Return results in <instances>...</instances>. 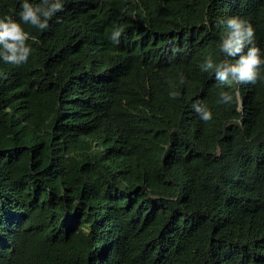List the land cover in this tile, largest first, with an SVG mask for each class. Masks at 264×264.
<instances>
[{
    "label": "trees",
    "instance_id": "obj_1",
    "mask_svg": "<svg viewBox=\"0 0 264 264\" xmlns=\"http://www.w3.org/2000/svg\"><path fill=\"white\" fill-rule=\"evenodd\" d=\"M234 14L264 49V0H64L24 25L28 62H0V264H264V66L200 68Z\"/></svg>",
    "mask_w": 264,
    "mask_h": 264
},
{
    "label": "clouds",
    "instance_id": "obj_2",
    "mask_svg": "<svg viewBox=\"0 0 264 264\" xmlns=\"http://www.w3.org/2000/svg\"><path fill=\"white\" fill-rule=\"evenodd\" d=\"M64 7V0H19V9L13 15L0 16V62L20 66L28 62L33 52L28 43L29 32L24 25L30 24L36 29L45 30L49 21L57 16ZM217 26L221 27L218 48L224 58L214 62L209 56L200 64L202 71L213 70L215 79L222 84L236 82L238 84L254 83L259 77L261 66H264V49L256 46L254 28L244 17L230 15L217 17ZM123 25H114L110 39L119 43ZM235 58V59H230ZM175 97V91L169 92ZM217 103L225 106L235 104L236 110L241 108L239 89L220 87L217 91ZM195 114L202 121L212 119V110L201 100L191 105Z\"/></svg>",
    "mask_w": 264,
    "mask_h": 264
}]
</instances>
